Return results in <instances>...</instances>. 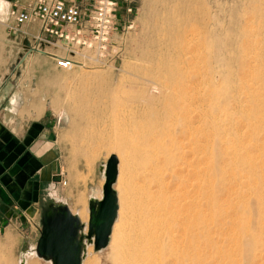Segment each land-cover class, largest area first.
I'll list each match as a JSON object with an SVG mask.
<instances>
[{
    "label": "bare ground",
    "instance_id": "bare-ground-1",
    "mask_svg": "<svg viewBox=\"0 0 264 264\" xmlns=\"http://www.w3.org/2000/svg\"><path fill=\"white\" fill-rule=\"evenodd\" d=\"M151 5L138 53L144 105L81 134L107 140L118 161L102 264H264V0L225 24L199 0ZM91 79L72 97L100 119L116 91ZM73 209L87 222L84 201ZM33 246L24 264H50Z\"/></svg>",
    "mask_w": 264,
    "mask_h": 264
},
{
    "label": "rangeland",
    "instance_id": "rangeland-1",
    "mask_svg": "<svg viewBox=\"0 0 264 264\" xmlns=\"http://www.w3.org/2000/svg\"><path fill=\"white\" fill-rule=\"evenodd\" d=\"M199 1L208 8L210 16L218 17L217 15L220 14L219 18H223L224 24L234 10L243 14L244 18L251 17L250 13L245 10L249 0ZM256 1L259 3L263 0ZM126 3V1L121 2L117 10L116 28L111 33L106 49L103 52L83 50L82 52L87 55H76L75 59L81 63L72 65L69 69L56 68L48 55L30 49V43L26 37L25 40L17 41L14 44L16 51L11 56L4 53L9 49V42L5 41L4 45L0 43V67L2 66L0 95L6 91L9 92L12 87L18 84L23 89L30 90L28 96L32 95V98L36 97V101L38 100L36 104H30L31 111L36 114L38 111L36 107H40V112L38 111L36 115L46 109L45 113L53 114V117L57 118L55 119L58 123L56 138L58 147V171L56 174L58 178L53 180L54 182L49 188L47 183L41 185V200L38 203L40 214L45 200L49 197L67 203L70 211L74 214L77 211H74L73 207L79 201H84L86 213L88 198L92 196L99 198L98 191L101 194L104 177L98 169L99 165L104 164L109 155L114 153L110 152L108 141L95 136L94 133L91 136L87 134L83 137L84 130L102 128L110 122L111 115L121 116L122 113L125 114L135 107L144 105L139 99V90H137L139 76L137 68L140 63L138 53L146 42L147 14H149L152 5L151 0H130L128 6L131 7V11L127 12ZM1 32H3L2 27ZM82 76L84 78L91 76V81L96 85L97 82L109 85L110 95L116 91L114 95L117 97V102L114 108H110L111 111L108 110L109 113L107 112L100 119H95L91 107L88 108L82 103L77 104L74 99L77 98L76 95L72 97L74 91L80 90ZM94 98L96 97H93V101ZM8 109L13 108L7 106V103L4 104L3 107H0V114L7 113ZM19 112L23 114L26 110ZM105 126L107 127L108 124ZM59 172L61 176H59ZM60 178L66 182L65 185L56 184ZM13 205V202L7 204V206ZM37 217H39V212L35 218V221H38L35 232L29 233L28 227L20 228L23 233L16 230L17 233L14 235H4L2 231L0 232V264H17L20 254L35 244V239L39 236L40 231ZM105 247L93 250L91 245V252L89 251L91 254L85 252L81 263L102 264L106 256ZM89 260L92 262H87ZM40 263L46 264L45 262Z\"/></svg>",
    "mask_w": 264,
    "mask_h": 264
},
{
    "label": "crops",
    "instance_id": "crops-1",
    "mask_svg": "<svg viewBox=\"0 0 264 264\" xmlns=\"http://www.w3.org/2000/svg\"><path fill=\"white\" fill-rule=\"evenodd\" d=\"M32 2L0 0V31L1 27L3 31L0 43L9 42V49L4 51L8 56L15 53L14 44L17 41L25 40L22 33H13L11 28L33 35L38 31V22L17 27L13 19H5L4 7L23 9ZM29 91L16 84L9 92L0 95V107L7 103L13 108L0 114V232L4 235H14L16 230L23 233L20 228L25 227H28L29 233L35 232L38 212L37 220H40L38 203L41 200V185L47 183L49 188L58 178L57 118L45 113L46 109L39 115L31 111L30 104L34 105L38 100L28 96ZM20 110L26 112L20 114ZM10 202L14 205L7 206Z\"/></svg>",
    "mask_w": 264,
    "mask_h": 264
},
{
    "label": "built area",
    "instance_id": "built-area-1",
    "mask_svg": "<svg viewBox=\"0 0 264 264\" xmlns=\"http://www.w3.org/2000/svg\"><path fill=\"white\" fill-rule=\"evenodd\" d=\"M130 0H33L25 8L5 5V19L20 25L37 21L38 31L33 35L20 32L30 43V49L48 55L58 69H69L81 63L76 55H87L83 50L103 52L116 28V13L121 2ZM59 176L61 173L59 172ZM56 183L65 185L64 180Z\"/></svg>",
    "mask_w": 264,
    "mask_h": 264
},
{
    "label": "water",
    "instance_id": "water-1",
    "mask_svg": "<svg viewBox=\"0 0 264 264\" xmlns=\"http://www.w3.org/2000/svg\"><path fill=\"white\" fill-rule=\"evenodd\" d=\"M117 163L116 156L110 154L106 162L99 165V171L104 174L101 196L88 198L86 224L70 211L67 203L51 197L45 200L39 236L33 246L37 257L50 264H81L87 244H92L93 250L106 246L118 208L113 189ZM27 250L20 254L17 264H24L23 254Z\"/></svg>",
    "mask_w": 264,
    "mask_h": 264
}]
</instances>
